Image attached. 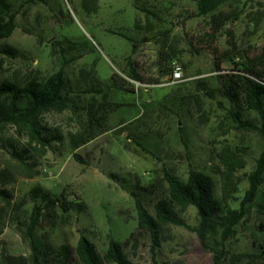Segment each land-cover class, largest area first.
I'll use <instances>...</instances> for the list:
<instances>
[{
	"label": "rangeland",
	"instance_id": "374dc122",
	"mask_svg": "<svg viewBox=\"0 0 264 264\" xmlns=\"http://www.w3.org/2000/svg\"><path fill=\"white\" fill-rule=\"evenodd\" d=\"M7 1L16 28L0 40V84L9 80L22 86L61 69L74 104L42 116L60 136L51 147L30 141L12 124L0 128V190L11 194L8 203L0 199V252L29 256L21 231L33 205L29 191L36 186L56 196L77 194L86 205L82 212L72 209L44 221L37 241L75 248L83 232L101 254L109 239L123 243L137 232L132 192L155 214L156 201L167 193L165 173L183 182L190 170L205 173L213 179L215 198L238 207L263 138L238 126L229 113L234 106L220 89L224 75L242 68L235 62L261 59L264 0H228L200 16L197 0H97L93 13L83 10L82 0ZM8 48L12 51H3ZM258 67L264 72V61ZM132 70L143 81L130 78ZM113 74L127 80L128 90L113 84ZM243 116L260 125L254 111L245 108ZM82 130L91 139L75 148L71 139ZM226 149L245 165L234 173L236 189L225 198L220 155ZM261 201L264 182L235 235L224 243L230 253H254L264 246L259 231L264 220L256 210ZM177 212L189 227L163 226L154 255L148 235L140 232L124 248L132 264L212 263V252L194 230L196 208ZM220 231L210 227V246L218 245Z\"/></svg>",
	"mask_w": 264,
	"mask_h": 264
},
{
	"label": "trees",
	"instance_id": "16d2710c",
	"mask_svg": "<svg viewBox=\"0 0 264 264\" xmlns=\"http://www.w3.org/2000/svg\"><path fill=\"white\" fill-rule=\"evenodd\" d=\"M228 0H197L198 16L206 15L216 10ZM82 8L86 13L97 10V0H82ZM151 13L149 10H145ZM16 28L15 12L7 0H0V40L12 35ZM124 37V35L120 34ZM11 52L12 49H4ZM264 61V50L261 59L257 58L250 63H236L240 66L236 69L238 73L226 74L221 82V95L233 104L230 115L234 117L238 126L246 130H256L263 138V144L256 159L255 167L247 175L248 187L239 201L238 207L229 204L223 206L222 202L214 196L213 179L202 172L190 170L186 182L181 181L175 175L165 173L167 182V193L161 196L154 205L155 214L149 213L139 194L132 192L134 206L137 215V232H132L123 243L109 239L107 249L99 253L94 243L80 232L75 248L69 244H62L55 249L48 242H38L36 231L40 225L48 220L63 218L70 210L82 212L86 209L81 198L72 193V197L65 194L53 195L36 186L29 191V197L33 201L28 222L22 232V237L30 246L28 257L11 256L2 249L0 252V264H132L125 253V246L136 242V236L146 233L150 239L151 253L154 255L162 242V227L165 225H182L189 227L178 215L177 210L184 211L188 206H194L197 210L198 225L194 227L202 246L212 252L211 264H226L227 262H239L241 258H247V264H264V246L259 250L248 254H232L225 247V242L236 233V226L241 222L248 211L250 204L255 201L259 188L264 182V72L258 65ZM130 78L143 81V79L132 70ZM113 84L128 90L127 80L112 75ZM70 87L64 72L60 69L45 79L33 78L26 81L22 86L15 81H3L0 84V128L6 124L16 126L18 132H24L30 141L43 147H51L53 140L60 136L53 134L49 128L42 123V116L46 112L61 113L72 108L73 101L70 98ZM90 106L93 107V104ZM254 111L259 119L260 125H255L251 120L244 118L243 110ZM87 131L82 130L79 135L72 137V145L77 148L91 138ZM81 161L79 155H73ZM22 160V156L19 154ZM224 171L221 172L223 179V195L231 196L236 189L233 176L245 163L241 157L229 149L220 155ZM152 186L143 187L149 190ZM0 199L8 203L11 194L6 190H0ZM257 213L264 220V201L256 205ZM2 211L0 209V218ZM220 227V241L217 246L208 243V231L210 227ZM259 231L264 233L263 222ZM135 246V245H134ZM76 259V263L73 259Z\"/></svg>",
	"mask_w": 264,
	"mask_h": 264
},
{
	"label": "built area",
	"instance_id": "2783aa9c",
	"mask_svg": "<svg viewBox=\"0 0 264 264\" xmlns=\"http://www.w3.org/2000/svg\"><path fill=\"white\" fill-rule=\"evenodd\" d=\"M179 72H180V67L177 66V67L175 68V72H174V73H177V74H178Z\"/></svg>",
	"mask_w": 264,
	"mask_h": 264
}]
</instances>
